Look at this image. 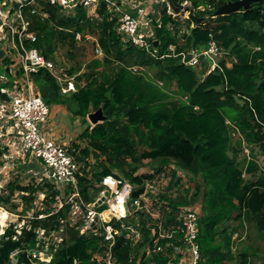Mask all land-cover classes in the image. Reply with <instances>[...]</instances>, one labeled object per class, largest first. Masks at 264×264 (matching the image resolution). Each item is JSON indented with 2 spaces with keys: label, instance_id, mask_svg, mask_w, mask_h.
Segmentation results:
<instances>
[{
  "label": "trees",
  "instance_id": "obj_1",
  "mask_svg": "<svg viewBox=\"0 0 264 264\" xmlns=\"http://www.w3.org/2000/svg\"><path fill=\"white\" fill-rule=\"evenodd\" d=\"M174 1L181 4L186 0ZM187 1L189 15L184 19L168 13L165 1L155 5L154 32L159 53L164 55L158 57L123 41L116 29L117 19L106 11L105 2L100 9L102 18L97 19L90 18L83 7L69 10L43 1L48 16L30 14V31L37 34V40L26 39V47L37 48L46 59L62 67L56 60L57 51L66 46L73 56L77 36L90 33L103 55L92 59L87 69L77 75L78 90L70 94L62 93L58 79L45 68L31 72L29 78L49 106L64 105L86 125L79 135L86 145L75 143L71 148L85 164L79 190L86 202H94L99 196L97 184L105 175L122 176L142 186L146 179L175 163L189 173L194 184L186 188L185 195H161L171 207L170 212L162 214L165 225L175 222L182 205H194L203 197L199 217L202 264H253L255 252L242 249L234 253L229 228L220 224L235 219L243 227L245 218H249L264 236V169L259 170L258 163L252 160L247 169L252 177H243L246 159L239 160L238 155L244 141L232 134L238 129L253 155L264 154V1L253 3L247 10L219 16H214V11L230 0ZM211 41L229 51L232 66L222 60L215 70L206 73L208 66L201 72L198 65L190 66L182 60V52L205 49ZM171 45L175 50L170 49ZM10 62L6 55L2 63ZM202 62L208 64L205 57ZM134 66L140 70L135 71ZM79 68L72 66L67 72L74 75ZM16 76L25 78L23 69ZM0 85L12 87L14 77L11 75ZM172 85L177 88V99L168 93ZM101 107L107 120L91 125L88 115ZM91 154L96 157L92 170L86 160ZM144 166L153 167L154 173L137 174ZM172 171L167 189L181 180L178 170ZM5 189L7 194L0 195V205L4 207L10 205L17 191L22 192L25 212L32 208L39 192L45 193L47 207L35 212L21 234L15 224L0 234V264H14L13 251L18 253L16 264H108L104 259L107 241L103 227L82 233L83 223L72 224L69 220L71 204L64 197L60 209H51L56 196L71 194L72 187L62 191L49 182L21 185L10 181ZM11 206L18 210L19 204L13 202ZM42 213L45 216L39 217ZM159 218L154 219L141 208L122 221L112 220L116 228H121L112 247L116 264H147L149 260L168 263L174 245L182 243V233L177 231L157 240ZM121 222L140 231L137 242L126 237L130 229L122 228ZM39 227L45 229L46 236L56 232L60 240L52 236L46 247L47 241L39 238ZM32 249L45 251L50 260L45 263L40 255L31 253ZM96 253L103 259L96 258Z\"/></svg>",
  "mask_w": 264,
  "mask_h": 264
},
{
  "label": "built area",
  "instance_id": "obj_2",
  "mask_svg": "<svg viewBox=\"0 0 264 264\" xmlns=\"http://www.w3.org/2000/svg\"><path fill=\"white\" fill-rule=\"evenodd\" d=\"M43 1L61 5L69 10H74L77 7L86 9L97 7L101 2H105L116 13V29L123 41L132 43L150 55L158 57L164 55H160L158 48L154 46L156 40L155 20L147 8L141 6V3L136 0H0V48L17 51L21 59V66L14 71L23 69L25 80L29 83L28 86L21 85L19 79L16 78L12 87L0 85L2 91L8 93L10 97L9 101L0 99V175L5 176L11 171L17 172L22 166L23 169L26 167L27 171L37 172L40 175V181L43 183H52L61 190L68 186L72 187L73 192L70 194L69 200L67 199V202L71 204L69 220L72 224L82 222V233L88 230L96 232L103 227L104 237L107 241L104 259L108 264H116L112 258V247L116 235L121 233V228H116L111 223L112 220L122 221L141 208L149 212V207L144 204L142 194L134 197L133 192L139 187H145V189L147 187L146 192H151L159 179L153 182L145 181V186H137L122 176L109 174L105 175L97 184L101 190L94 202H86L82 197L79 190V176L83 174L85 164L77 159L66 142L60 141L55 136L49 125L50 106L44 101L39 91L30 85V73L45 68L58 79L62 93L70 94L78 90L76 77L69 75L67 68L57 67L52 59H46L37 48L26 47V39H30L32 42L37 40V34L30 31V14H38L42 18L47 17V12L43 9ZM163 1L167 3L168 13L176 16L170 1ZM181 4L185 7L190 5V2L186 0ZM170 49L175 50V46L171 45ZM189 53L191 57L185 61ZM181 54L182 60L190 66L199 65L202 57H205L210 63L207 73L215 70L222 60H226L227 65L233 60L229 51L214 41H211L209 47L205 49H191ZM132 68L135 71L140 70L138 66ZM14 71L12 68L8 69V72L0 71V83L7 82L9 80L8 73L11 72L12 75ZM159 84L164 85L162 81H159ZM227 123L234 125L230 120H227ZM232 134L235 138H243L238 129H235ZM243 152L248 159L252 158L249 144L246 143L243 146ZM27 166L29 167L27 168ZM161 176L165 178L166 172L162 171ZM245 176L247 173L244 171L243 177ZM5 187L4 183L0 181V193L1 188L5 190ZM56 197L59 199V195ZM114 205L118 207L116 208ZM62 206L63 203L58 209ZM43 216L45 215L41 217ZM177 217L180 222L177 231L182 233V243L175 247L177 253L180 254V260L177 264H202L203 257L199 242V212L192 206H185L179 209ZM25 224L20 229L14 225L18 234H21V229ZM121 225L122 228L130 229L126 233L127 238L133 240L135 236L139 235V233L134 235L137 229L133 226H128L123 222ZM28 227L30 228V226ZM41 229L38 228L37 230L39 238L48 237L49 239L54 236L55 239H58L55 232L46 236L45 229ZM4 232L5 229L2 233ZM47 246L48 242L46 243ZM35 251L36 249H33L32 253L40 256L48 255L45 251L38 250V253ZM95 256L103 259V256L98 253ZM12 262L14 264L18 262L17 251H13Z\"/></svg>",
  "mask_w": 264,
  "mask_h": 264
},
{
  "label": "rangeland",
  "instance_id": "obj_3",
  "mask_svg": "<svg viewBox=\"0 0 264 264\" xmlns=\"http://www.w3.org/2000/svg\"><path fill=\"white\" fill-rule=\"evenodd\" d=\"M186 6L183 7V9L180 13V15H181L180 17L183 19L189 15V11L186 10ZM95 39H96L95 36H93L90 33L86 35L85 39L79 38V42H78L76 48L73 50V56H71L69 54L70 50L68 47H66V46L61 47L57 51V54H56L57 62L63 68H67V69H69L72 66H79L80 67L79 70L75 73L76 78H77L78 74H80L82 71L87 69V64L92 59H94L96 57H101V55H102L101 52L97 49V46L95 45ZM5 50L7 52H9L10 49H8V50L5 49ZM0 64H1V61H0ZM208 64L210 65L209 62H208ZM208 64L205 63L203 65V62H202L200 65H198L201 72H203L204 66L206 67V66H208ZM1 66L2 65H0V67ZM150 74H151V71H150ZM202 76H203V73H202ZM81 82L84 83L85 82L84 79ZM168 93L172 99H177L178 94H177V88L175 85H172L169 88ZM56 108H57V105H52L51 106V112L52 113L55 112ZM49 120H52V119H49ZM88 122L91 123L89 120H88ZM57 124L58 125H55V127L53 126L54 132L56 134H60V135L64 134V137H66V141L67 142L71 141V142H68L69 143L68 145L70 148H73L72 142L79 143V145H81L83 147L86 145V141H83L79 137V135L83 132V130L85 129V126H86L85 123L82 121V119H80V118L58 119ZM91 125H93V124H91ZM86 160L90 164L88 169H91V168L93 169V166L95 165V162H96V157L93 154H91L90 156H88V158ZM28 167L29 166H27V168ZM144 167H146V166H144ZM167 169H171V167H168ZM185 173H187L188 176H187V178L184 177L183 183L181 184V186H178V189H176V193H178V194H180L181 192L185 193L186 188L191 186V184H194L193 180L190 181L189 173L187 171H185ZM39 178H40V175L37 172L27 171L26 167H25V169H23L22 166L19 167V170L17 172L11 171V172L7 173L5 176L3 174L0 175V181H2L5 186L10 181H16V182L20 183L21 185H26V184L27 185L28 184L38 185L41 182ZM169 179L170 178H167L165 181H163L162 182L163 185L170 183ZM41 183H43V182H41ZM3 189L4 188H1L0 195L3 193L7 194V190L6 189L3 190ZM63 190H64V188H63ZM21 193L22 192L17 191L12 196L10 205H7L5 207L3 205H0V211H1L0 212V233H2L4 231V229H6V227L9 226L10 224H15L17 226V228L20 229L24 223H28L33 219L35 212L44 211L46 209L47 203L44 201L45 193L39 192L37 194L38 195L37 198L34 200V202L32 204V208L30 210H28L27 212H25L24 206L26 204H23V199L21 198ZM192 193L193 192L190 191V195ZM63 197H64V199L69 200L70 194L66 195L65 192H63V194H60L59 199H57L56 202H53L51 204V209H54V210L58 209L60 207V204L64 202ZM13 202L19 204L18 210L12 209L11 203H13ZM148 204H150V203H148ZM3 212L7 213L6 218L1 217ZM42 215H44V213L40 214L39 217H41ZM251 222L254 224L253 221H251ZM250 223L248 224V227H249V229L247 230L248 235L244 241L249 243L250 245H254L255 248L257 249L255 251V255L252 254L253 255V258H252L253 264H264V236H262V233H257L255 225L253 228V225ZM28 226H30V225H28ZM39 228H42V227H39ZM42 229H44V228H42ZM53 233L54 232H52V234ZM41 234H42V232H41ZM56 235H57V233H56ZM44 239L47 242L49 241L48 237L44 238ZM34 255H38V254L34 253ZM40 259L43 261H48L49 257H48V255H42V256H40ZM45 263H47V262H45ZM36 264H41V262L39 261Z\"/></svg>",
  "mask_w": 264,
  "mask_h": 264
},
{
  "label": "crops",
  "instance_id": "obj_4",
  "mask_svg": "<svg viewBox=\"0 0 264 264\" xmlns=\"http://www.w3.org/2000/svg\"><path fill=\"white\" fill-rule=\"evenodd\" d=\"M136 1H139L141 3L140 4L141 6H145L147 8V10L150 12L152 18L154 19L153 15H154V12H155V5L159 1H163V0H136ZM102 4H103V2H101L97 7H90V8H87V9L85 8L87 10L88 16L90 18L101 19L102 16L100 14V9L103 7ZM105 9H106L107 12H109L111 14V18L116 17V13L112 9H110L107 5H106ZM47 16H48V14H47ZM87 34H89V33H86L84 36L79 34L77 36V38L78 39L79 38L85 39ZM155 41H157V45H154V46L156 48H158L159 41L157 39ZM101 54L103 55V53H101ZM6 55L10 56L12 62H10L9 64H6V63L3 64L1 62V64H0V65H2L0 67V71L1 72H4V71L8 72V69H10V68H12L13 71H14V70L18 69L21 66V59H20V56L18 55L17 51H14V50H9V52L6 51L5 52V56ZM102 55H101V57H102ZM5 56H4V58H5ZM3 59L1 61H3ZM228 65L232 66V60L230 61V63H228ZM5 66H7V67L5 68ZM208 69H209V64H208V68H207L206 73L208 72ZM14 73H12V76L14 77V80H15L17 78V76H16L17 75V71H14ZM10 76H11V72L8 73V78ZM74 76L76 77L75 74H74ZM19 83L21 85H24V86H28L29 85V83L26 82L25 78L19 79ZM84 83L82 82V84H84ZM30 85L34 89H37L35 84L32 81H30ZM53 105H56V104H53ZM51 106H50V115L51 116L49 115V119H52V120H49V125L51 126L52 129L55 127V125H58L57 124L58 123V119L80 118V117H74L73 114L64 105H57L56 111L52 113L51 112ZM87 119H89V118L87 117ZM53 132H54V129H53ZM54 134L62 142H66L67 144H69L68 142H71V141H68V142L66 141V137H64V134L60 135V134H56L55 132H54ZM242 140L244 141L242 143L243 146H244L247 142L245 141V138L244 139L242 138ZM75 143L76 142H72V144H75ZM76 144L79 145V143H76ZM79 146L83 147L81 145H79ZM244 158L246 159V162H245V164L243 166V169H244L243 172L245 171L247 173V176H245V178H251L252 177V173L248 172V170H247L248 167L250 166L252 160H255L258 163L259 170L260 169H264V154H262V153H256V155L252 154V158L248 159L247 156H245V153L243 152V149H242V151L239 152L238 159L239 160H243ZM170 166H172V168L170 170L167 169L168 167L165 168L164 170H162V171L166 172V177L165 178H162V176H161V172L162 171H160V172H157L153 178L145 180V181L153 182L156 179H159V181L157 183H155V188L151 192H146L148 190L147 187H146V189L142 193H140V194H142V196L144 198V204H146L149 207V213H150L151 217H153L154 219H158L159 217H161L157 221L158 225H159V232H160L158 234L157 238H156L157 240L159 238H163V237H171V235H173L175 232H177V230L179 229V224H180V222L178 220V217H176V220H175L174 223L169 224V226H166L165 222H164V220L162 218V214L164 212H167V211L170 212L171 211V207L169 206L167 200L162 199L161 195L162 194H167L168 196L178 197L180 194L176 193V189H178V186H181V184L183 183L184 177L187 178V176H188V174L185 173V171H183L182 169L178 168L175 163H173V164L171 163ZM174 168L178 170L177 174L179 176H181V180L179 182V185H177V186H175V187H173L171 189H167V187H168V185L170 183H168L166 185L165 184L163 185L162 182L165 181L167 178H170L169 180L171 182V180L173 178L172 177L173 176L172 175V172H173L172 170ZM154 171L155 170H154L153 167L146 166V167L140 168L138 170L137 174H139V175L151 174V173H154ZM139 188H141V187H139ZM182 195H185V193H182ZM202 198L203 197H201L200 200H198L196 203H194V205H187V206H192L193 208H195L199 212V214H202L203 205H204ZM148 203H150V204H148ZM185 206L186 205H184V206L182 205L180 208L185 207ZM250 222H251V220L249 218H245L243 227L239 226V222H237V220H235V219H230L229 221L222 222L220 224V225L225 224L229 228V234L231 236V247H232V251L234 253H238L239 250H242V249L252 250L253 252H255L257 250L254 245H250L249 243L244 241L246 239L247 235H248L247 230L249 229L248 224ZM250 224H252L253 228H254L255 224H253L252 222ZM235 229H238V231H236ZM256 231H257V228H256ZM138 233H139V235H138ZM257 233H261V232L257 231ZM134 235H138V236H135V239H133L134 242H137L139 240L140 236H141V233H140L139 230H137V232L134 233ZM175 247H176V245H174L173 253L170 255L171 258H170V260L168 261L167 264H169L171 262L177 264L179 262V260H180V257H179L180 254L177 253V250H176ZM161 249L164 250V248H161ZM147 251H148V255L151 256L150 253H152V251L150 249H148ZM236 262L237 261H235L234 263L237 264ZM147 264H157V262L155 260H149L147 262Z\"/></svg>",
  "mask_w": 264,
  "mask_h": 264
},
{
  "label": "water",
  "instance_id": "obj_5",
  "mask_svg": "<svg viewBox=\"0 0 264 264\" xmlns=\"http://www.w3.org/2000/svg\"><path fill=\"white\" fill-rule=\"evenodd\" d=\"M171 6L173 7L176 17L180 16V12L183 8V5L180 4L179 2H176L174 0H169ZM264 0H230L226 1L220 6L217 7V9L214 11V16H219V15H225V14H230L233 12H237L240 10H247L253 6V3L256 2H262ZM155 45H157V41H155ZM5 56V50L1 49L0 50V61L4 58ZM191 57V54L189 53L187 57L185 58V61L189 60ZM0 99L9 101L10 97L8 93L5 91H2L0 88ZM88 120L91 122V124L96 125L98 123L104 122L107 120V116L104 114V111L101 108H99L97 111L92 112L88 115ZM145 190V187H141L133 192L134 197H138L140 193H142ZM33 252V249L31 250V253ZM35 252H39L36 250Z\"/></svg>",
  "mask_w": 264,
  "mask_h": 264
},
{
  "label": "bare ground",
  "instance_id": "obj_6",
  "mask_svg": "<svg viewBox=\"0 0 264 264\" xmlns=\"http://www.w3.org/2000/svg\"><path fill=\"white\" fill-rule=\"evenodd\" d=\"M114 207H118L117 205H114ZM1 212V211H0ZM2 218H6L7 217V213L6 212H3L2 213V216H1ZM2 220V219H1ZM5 220V219H4Z\"/></svg>",
  "mask_w": 264,
  "mask_h": 264
}]
</instances>
